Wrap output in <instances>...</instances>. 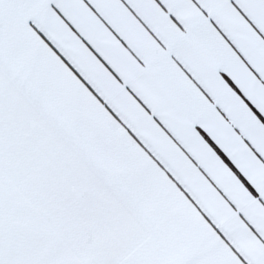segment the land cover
Wrapping results in <instances>:
<instances>
[{"label": "snow or ice", "instance_id": "obj_1", "mask_svg": "<svg viewBox=\"0 0 264 264\" xmlns=\"http://www.w3.org/2000/svg\"><path fill=\"white\" fill-rule=\"evenodd\" d=\"M0 264H264V0H0Z\"/></svg>", "mask_w": 264, "mask_h": 264}]
</instances>
